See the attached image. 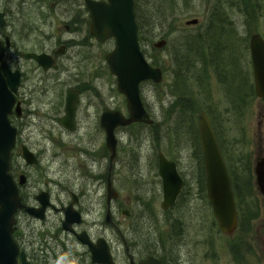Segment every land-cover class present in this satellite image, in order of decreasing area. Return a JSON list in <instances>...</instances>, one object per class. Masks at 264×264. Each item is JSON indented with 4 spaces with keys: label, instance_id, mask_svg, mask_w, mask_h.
<instances>
[{
    "label": "rangeland",
    "instance_id": "rangeland-1",
    "mask_svg": "<svg viewBox=\"0 0 264 264\" xmlns=\"http://www.w3.org/2000/svg\"><path fill=\"white\" fill-rule=\"evenodd\" d=\"M37 1L39 0H20L31 8L30 18L23 21L26 33H31L30 40L23 42L27 47L34 46L33 41L43 27L38 18L41 10ZM163 1H154L158 5L157 9L155 8L152 19L144 28L143 38L140 39L148 61L164 72L161 83L147 80L140 85L143 104L153 116L154 125L146 127L145 124H136L126 129L121 128L116 131L118 147L115 159H110L111 153L106 146L103 154L101 132L96 128L97 123L99 124L98 112L102 108H117L123 112L128 109L125 95L118 90L116 77L110 73L106 60L103 61V57L114 48L115 40L98 44L90 34L87 48L75 54L74 61L76 65L80 64L79 68L86 76L90 72L91 63L93 72L98 74L102 70V73L99 81H95L99 87V95L89 92V96L84 97L80 130L69 133L60 128L58 119L63 115L64 107L59 102V95L50 88V82L41 81L46 75L29 69V86L39 83V87L50 89L35 99L36 114L26 118L16 115L10 117L12 123L21 128V141L15 150L13 165L18 173L29 176V187L24 190L30 203L35 202L34 195L42 188L51 189L57 198H64L65 193L55 183H65L74 176V172L77 175L79 173V170L74 171L71 166L73 159L78 161L79 155L69 156L67 148H84L88 153L84 156L89 171L105 174L106 197L110 178L115 188L121 190V205L113 200L111 206L113 221L120 222L124 232L132 230L128 227H132L131 224L136 221L131 216L127 217L125 210H132L139 215L133 228L135 230L132 231L140 239L150 238L154 242L159 240V229L165 233L171 221H196L200 223V237L190 238L182 246L180 239L175 238L173 245L169 243L173 256L181 255L184 260L185 255L186 264H264V197L257 188L254 171L257 157L264 156V102L255 92L250 52L251 34L261 32L264 36V0ZM243 2L259 4L261 8L252 12L249 18L237 6ZM17 3L19 0H10L11 5ZM161 3L171 5L164 9L163 14L160 12ZM217 10L226 13L221 18L224 21L214 15ZM193 18H198L199 23L186 25V21ZM217 26L226 28V31L216 29ZM18 29L19 22L11 21L10 31L17 44L20 43ZM47 30L50 31V28ZM219 31L227 35V38L221 37V47L217 44L224 58L220 67L222 66L226 77L220 75L219 63L214 62L212 53L218 49L214 40ZM188 37L194 38L193 45L187 44ZM162 39L167 40V44L156 47L155 43ZM12 57L17 59L15 54ZM103 65L104 69H101ZM246 79L247 86L244 83ZM230 81L234 85L242 84L244 88L231 90V86L228 87L227 84ZM88 100L95 106L91 105L89 116H85L84 108L87 107ZM203 111L213 122L226 159L232 160L240 184L244 185L246 205L251 209L247 213V220L242 221L238 229L229 236L220 232L207 198L198 130V118ZM21 142L40 154V167L25 163L20 155ZM160 152L167 158L181 159L182 163L191 164L192 171L194 165L197 176L201 172L199 180L195 182L196 195H182L176 207L168 211L161 207L163 189L158 182ZM47 179L51 181L48 187ZM95 184L89 185L91 191L96 189ZM96 192L101 194V187ZM88 195L90 196V192ZM104 201V211L93 210L88 214L92 230H97V222L105 221L106 198ZM62 216V211L53 210L47 222L40 224L26 214H21L18 226L27 237L32 228L37 230L39 226L59 229ZM193 227L190 225L189 231ZM105 232L113 240L117 239L115 230L114 233L110 226L106 225ZM126 234L131 237L130 232ZM174 260L175 264H179Z\"/></svg>",
    "mask_w": 264,
    "mask_h": 264
},
{
    "label": "flooded vegetation",
    "instance_id": "flooded-vegetation-1",
    "mask_svg": "<svg viewBox=\"0 0 264 264\" xmlns=\"http://www.w3.org/2000/svg\"><path fill=\"white\" fill-rule=\"evenodd\" d=\"M37 3L40 5L39 9L41 10L38 13V18L43 23V27L39 29V35L37 39L33 41L34 46L27 47L23 44V42L30 40L31 33H26L23 21L26 18H30V6L26 5L25 2H20V0L16 5L12 4L13 6L10 4V0H1L0 2V13L3 14V17L6 21L4 26H0V40H2L5 45V52L3 58L0 61V66L5 63L12 70L18 69L20 71V84L16 92L17 102L20 106V113L18 114L15 109V112L11 115V117L16 115L20 118H26L29 115L36 114V111L34 110L35 99L39 94L46 93L51 88L57 95H59V102L60 104H63L64 107V113L58 119L60 128L63 131L74 133L80 130V116L82 113L81 107L82 105H85L84 97L89 96V92H94L95 96L99 95V87L96 85L95 81H99L102 73V70H100L98 74L93 72V63H91L90 72L86 76L82 69L79 68L80 64L76 65V62L74 61V55L78 52H82L88 46L87 42L91 34L90 12L86 6L85 0H39ZM11 21L12 23L16 21L19 22V29L17 30L20 31L19 44L16 43L13 34L10 31ZM47 28H50V31H48ZM9 39L11 40V46L7 45V41ZM94 40L98 44L101 43L96 39ZM29 53L45 54L47 56L46 63L51 62L52 65L49 66V68H45L35 58L28 57L27 54ZM13 54L17 56L16 60L13 59ZM104 59L105 57H103V61ZM102 68L104 69V65L101 67V69ZM29 69L46 75L47 77H42L41 81H44V83L50 82V88L39 87V83L29 86ZM69 95L73 100L76 101L75 117L73 120V124L75 126L74 129L65 127L61 122L65 115L66 102ZM91 105L95 106L90 100H88L87 107L84 108L85 116H89V108ZM105 110L106 109L102 108L98 112L99 124L97 123L98 127H96L101 132V137L103 140V154H105L106 130L101 125V116ZM123 113L127 117L129 116L128 111ZM136 124L143 125L145 123L135 122L125 127L119 126L116 128V131L121 130V128H129ZM153 125L154 124H145L146 127ZM17 128L18 145L19 141H21V128ZM23 145L26 144L21 142L20 149ZM17 148L18 146H16V149ZM80 150L85 149L80 148ZM36 154L39 159L37 166L40 167L41 156L37 152ZM85 154H88L87 151H85ZM167 159L175 163L177 172L182 179L183 185L174 205L168 209L162 208L164 211H168L176 207L180 197L184 194L185 196L188 194L189 197H194L196 195V193H194L195 182L199 180L198 176H201V172L197 176V170L194 165H192V171L190 167L191 164H184L182 163L181 159ZM77 160L78 161L75 162L73 159L71 166H74L72 168L74 171L79 170L78 175L77 172H74V176L70 179H67L65 183L63 181L55 183L56 186H60L61 191L65 193V197L57 198L51 189L42 188L38 191V193H35L34 203L29 202V198L25 194L24 190L29 187L28 174H25L26 181L21 184L20 176L24 173H18L14 165L12 167L13 175L19 181L20 196L23 204L16 214L17 224L14 229V238L19 245L20 251L25 254L26 260L29 264H103L93 260V250L98 249L99 251L101 250L105 252L106 244L109 248L114 264H147V261L150 257L157 259L161 264H175L174 259H176L177 263L179 264H186L185 255L184 260L182 259L181 255H172L170 251L172 247H170L169 243L171 242L173 245L176 239H180V244L182 246V244H185L190 238L198 239L200 237L199 222L194 221L193 223H184V221L180 220L171 221V224L166 229L165 233L155 226L157 230L159 229V240L154 242L150 238H143L142 240L135 231H132L135 230L133 228L135 227V224H137L136 217L139 215H136V212L132 210H125L126 216H131L136 221H134V224H131L133 225L132 227H128L132 230H127L124 232L120 227L121 223H116L113 221V207L111 206L113 200H117L119 206L121 205V190L119 191L115 188L112 178H110L108 185L111 184L113 186L116 196L109 199V193L107 189L106 197L105 174L100 173V171L96 173L89 171V168L86 165L87 163L83 161L81 155L78 156ZM198 164L202 170L199 161ZM158 170H160V159L158 161ZM158 176L160 178L158 182L161 184L164 196L163 179L159 174ZM95 182H97V185ZM46 183L48 187V185L51 184V181L47 179ZM90 184H95L96 189L91 191L89 188ZM37 186L38 183L36 184V187ZM99 187H101V194L96 192ZM89 192L90 196L88 195ZM93 194L95 196L92 197ZM105 198L107 202L106 215L110 211V221L107 222L105 218V221L103 220L102 222H97V224H99L97 226V230H92L90 227L88 214L93 210L102 209L104 211ZM57 201L59 204H57ZM44 204L46 205L44 207L43 217L31 216L26 211V207L38 209ZM53 210L62 211L63 213L59 229L52 230L48 227L45 228L39 226L37 230L32 228L27 234V237H25V234L19 229L20 226H18V223L21 214H26L32 220L40 224H45L49 218V214ZM67 212L71 213L72 219H74V221L69 225L68 229H65L64 221L66 219ZM106 225L110 226L113 229V232L115 230L117 235L116 240H113L111 237L106 235ZM190 225L194 226L192 231H189ZM129 232L131 233V237L126 234ZM220 232L225 236H229L223 233L221 230ZM81 236H83L85 240L81 239ZM163 237L165 241H163ZM21 262V256H19V264H21Z\"/></svg>",
    "mask_w": 264,
    "mask_h": 264
},
{
    "label": "water",
    "instance_id": "water-1",
    "mask_svg": "<svg viewBox=\"0 0 264 264\" xmlns=\"http://www.w3.org/2000/svg\"><path fill=\"white\" fill-rule=\"evenodd\" d=\"M90 12V30L94 38L100 42L110 39L115 40L112 51L106 55V61L110 71L117 78L118 89L127 99L129 116H125L119 110L107 109L101 116V125L107 133V147L111 151V160L117 154V138L115 129L118 126H127L133 122L151 124L140 94L142 81L152 79L159 83L163 79V72L159 67H153L141 50L138 24L135 19L134 0H85ZM198 18L186 21L187 25H195ZM5 24L3 14L0 13V26ZM167 43L160 40L156 47H162ZM11 41H7L10 46ZM250 51L254 73L256 94L264 101V37L255 32L250 37ZM4 54L3 42L0 41V60ZM28 57L35 58L45 68L51 66L46 63L45 54L29 53ZM20 83V71H12L3 63L0 68V264H18L19 247L13 238L15 213L23 206L19 189L11 171L13 149L16 145L17 128L12 126L9 115L15 106L14 91ZM75 100L69 95L66 102L65 116L62 124L74 129ZM16 111L20 113L19 104ZM200 142L206 170L207 196L212 205L214 216L219 228L225 234H232L238 224V209L232 187L230 172L219 144L213 125L205 112H202L198 120ZM22 156L28 165L38 163L37 155L26 145L22 148ZM160 175L164 185V199L162 207L170 208L176 201L183 182L177 172L175 163L166 158L160 152ZM256 185L264 197V156L257 157L254 168ZM20 183L26 181V175L20 176ZM108 198L116 196L112 185H108ZM44 204L41 208L26 207V211L33 216L43 217ZM107 222L110 221V211L107 214ZM74 221L70 212L66 213L64 228L68 229ZM84 236V235H83ZM81 236V239L85 240ZM101 244V243H100ZM23 264H28L24 253H21ZM93 260L103 264H114L109 248L106 244L105 252L93 250ZM161 264L157 259L150 257L147 264Z\"/></svg>",
    "mask_w": 264,
    "mask_h": 264
},
{
    "label": "trees",
    "instance_id": "trees-1",
    "mask_svg": "<svg viewBox=\"0 0 264 264\" xmlns=\"http://www.w3.org/2000/svg\"><path fill=\"white\" fill-rule=\"evenodd\" d=\"M134 1H135V8H134L135 16H136L137 23L139 25V35H140V39H141V38H143V35H144V28L146 26H148L149 21L152 19L153 13L155 12V8L157 9L158 5L154 2L156 0H134ZM160 6L162 8V10L160 12L163 14L164 9L165 10L168 9L171 5H168V4L166 5L165 3H161ZM237 6H239V8L249 18H251L252 12L259 11L261 8V5H259V4L256 5V4L248 3V2L240 3ZM214 15H216L221 21H224V19H221V18H223V15H226V13H224V11H222V10H217L216 12L214 11ZM164 16H166V18L168 17V15H166V14H164ZM210 21H212V19ZM230 23L232 24V21ZM217 27L218 28H216V29H219L221 31H226V28H224V27H222V28H220L219 26H217ZM221 31H219V33L217 35L218 38L215 37V40H214L215 44H216V48H218L217 44L219 47H221V45H223L221 43V41H222L221 37L227 38V35L226 34L223 35V32H221ZM186 40L188 41L187 44H189V45H193L195 43V40L193 37H188ZM214 41H212V42H214ZM224 46L226 47L228 45H224ZM212 53H213L214 62L219 63V67H220L221 63L224 61V58L221 54L220 49L219 48L215 49L214 52L212 51ZM219 73L221 76L226 77V74L222 71V66L219 69ZM246 82H247V79L244 80L245 86H247ZM227 84H228V87L231 86V87H229L231 90H239V89L244 88V85H242V84H238V85L235 84L234 85V83L232 81H230ZM228 159H229V161L227 160V162H228V166L230 169V174H231V178H232L234 192L236 195V200H237V205H238V210H239V215H240L239 220H240V224H241L242 221L247 220V213L250 212L251 209L248 208L246 205V198H245L244 191H243L244 185L240 184L237 172L235 171V169L232 165L231 158H228Z\"/></svg>",
    "mask_w": 264,
    "mask_h": 264
},
{
    "label": "bare ground",
    "instance_id": "bare-ground-1",
    "mask_svg": "<svg viewBox=\"0 0 264 264\" xmlns=\"http://www.w3.org/2000/svg\"><path fill=\"white\" fill-rule=\"evenodd\" d=\"M67 149L69 150V152H68L69 156H76L77 157L78 155H81V158L86 163V159L84 156L85 150H80V148H76L75 146H69ZM73 167L74 166L72 165V168Z\"/></svg>",
    "mask_w": 264,
    "mask_h": 264
}]
</instances>
